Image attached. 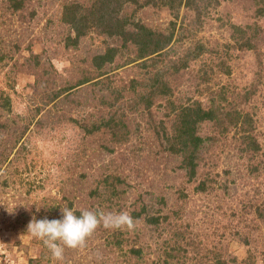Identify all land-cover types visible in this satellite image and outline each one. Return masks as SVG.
<instances>
[{"label": "rangeland", "instance_id": "rangeland-1", "mask_svg": "<svg viewBox=\"0 0 264 264\" xmlns=\"http://www.w3.org/2000/svg\"><path fill=\"white\" fill-rule=\"evenodd\" d=\"M98 1L0 0V264H264V0H183L175 11L114 0L107 16L122 36L91 14ZM65 12L91 16L84 35ZM137 24L173 33L155 64L137 59ZM235 26L254 48L237 45ZM110 47L113 61L98 69L95 55ZM197 100L252 111L262 151L242 150L239 125L221 138L205 121L201 133L218 140L189 181L167 146L179 107ZM61 207L140 215L135 229L101 226L56 261L27 226L62 219Z\"/></svg>", "mask_w": 264, "mask_h": 264}, {"label": "trees", "instance_id": "trees-1", "mask_svg": "<svg viewBox=\"0 0 264 264\" xmlns=\"http://www.w3.org/2000/svg\"><path fill=\"white\" fill-rule=\"evenodd\" d=\"M114 0H99L98 3H95V8L91 7V14L95 15L96 20L104 25V31L109 35H120L122 36L125 32L124 25H118L117 21H114L113 16H107L110 13V5ZM122 0H120L121 2ZM126 2H137V0H125ZM146 2H149L147 0ZM151 3L158 4L161 3L163 5H167L172 11L178 10L180 6L183 4V0H152ZM99 4V5H98ZM68 6V5H67ZM67 6L65 11H67ZM259 13L264 16V8L259 9ZM90 15H79L75 12L68 16V13L65 12L64 18L65 20L72 25V27L76 30L77 37H80L85 34V23L89 21ZM94 20L93 18L91 21ZM141 31L144 33H138V37L133 39L134 42L138 44V52L137 59H142V63L147 65L148 63L155 64V56L162 53L164 49L169 45L172 40L173 33L165 35L156 36L151 31L147 32L144 28V25L137 24ZM145 29V30H144ZM248 28H241L240 26H235V31L238 32V35L233 34V36L237 39V45L245 46L248 50L250 48H254L256 45L252 42V38L248 37L246 41H241L240 39L247 37L246 32ZM137 36V35H136ZM126 39V38H125ZM125 41V40H124ZM116 48L110 47L105 52L98 53L95 55V64L98 69L102 68L105 63L112 62L115 56ZM153 56V59H152ZM151 58V59H150ZM185 63H182V65ZM227 73H230L229 69L226 70ZM207 76V73L204 74ZM157 77V76H156ZM157 85H159V93L160 94H169L171 92V87L169 82L166 79L156 78ZM90 81V78L87 77L81 81L80 84ZM259 80H255L253 83V90L256 91L259 85ZM149 98V97H148ZM147 107L151 106L152 101L148 99ZM215 103V102H212ZM219 104H213L209 107H204L200 101H193L186 105H182L179 107L178 114L176 115V121L172 125V135L170 137V146H167V149L170 150L172 154L181 155V165L180 169L184 170L188 176L189 181H194L198 178L199 169L202 167L201 160V150L206 149L207 144L213 141H217L216 135L214 133L203 135L200 131V125L205 122H213L216 128L220 131L219 135L221 138H224L227 132L232 127L240 126V130L242 131V139L244 142V147L242 150L251 152L254 156L256 153H260L263 148V144L259 140L256 131L255 125V114L252 111L247 110L243 112L240 109L233 110H222L220 114ZM163 122V121H162ZM94 128V125L92 126ZM238 128V127H237ZM165 134L166 127H163ZM92 131V129H90ZM257 169V165H255L251 171ZM229 172V171H227ZM230 173V172H229ZM213 177L208 174V179L206 182V178L200 180V183L195 186L196 190L205 191L209 188L207 185L208 182H213ZM210 182V183H211ZM210 185V184H209ZM223 185L221 181V186ZM133 216H139L140 213L136 211H131ZM154 219H159V217H154ZM166 264H177L166 261ZM216 264V263H214ZM221 264H225V261L221 259Z\"/></svg>", "mask_w": 264, "mask_h": 264}, {"label": "clouds", "instance_id": "clouds-1", "mask_svg": "<svg viewBox=\"0 0 264 264\" xmlns=\"http://www.w3.org/2000/svg\"><path fill=\"white\" fill-rule=\"evenodd\" d=\"M39 211V208H37ZM62 219H36L33 216L27 231L36 239L41 240L50 250L56 261L64 260L65 249H82L87 246L88 239L99 227L105 229L133 230L137 221L126 210L103 211L61 207ZM98 259L100 256L98 254Z\"/></svg>", "mask_w": 264, "mask_h": 264}]
</instances>
